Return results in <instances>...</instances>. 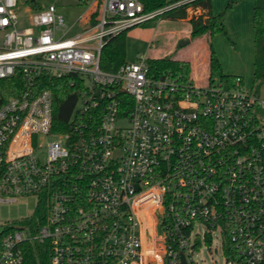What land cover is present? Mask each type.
<instances>
[{
  "label": "built area",
  "instance_id": "built-area-1",
  "mask_svg": "<svg viewBox=\"0 0 264 264\" xmlns=\"http://www.w3.org/2000/svg\"><path fill=\"white\" fill-rule=\"evenodd\" d=\"M166 8L91 0L68 26L54 5L0 0V202L36 199L31 215L3 224L0 264H24L30 248L49 264H180V254L195 264L214 238L225 264H264L257 88L239 76H155L143 52L100 67L111 36ZM43 76L78 88L63 131Z\"/></svg>",
  "mask_w": 264,
  "mask_h": 264
},
{
  "label": "rangeland",
  "instance_id": "rangeland-1",
  "mask_svg": "<svg viewBox=\"0 0 264 264\" xmlns=\"http://www.w3.org/2000/svg\"><path fill=\"white\" fill-rule=\"evenodd\" d=\"M37 7L54 5L64 17L65 23L71 26L74 21L87 10L91 0H34ZM87 1V2H86ZM178 0L166 5L170 7L180 3ZM227 0H213V13L221 12ZM34 10V9H31ZM24 6L17 12L22 25H26ZM253 1L242 0L235 5L225 19L227 34L219 32L211 38L212 47L225 74L242 78L247 88L256 87L264 98V81L253 83ZM159 19L127 29L126 32V60H133L135 54L142 50L147 57L158 58L166 55L173 58L187 60L190 63V76L203 75L208 77L207 37L190 39L188 22L172 23L158 22ZM156 23V24H155ZM155 27V28H154ZM154 28V29H152ZM79 26L70 29L68 35L77 33ZM178 36H181L179 39ZM189 43H186V42ZM216 82L226 83L225 78L215 76ZM45 143V140H42ZM36 199L34 196H22L18 200L8 203L0 202V233L5 222H14L34 212ZM204 227L201 226L199 231ZM209 243V241H207ZM195 264H225V258L220 248V242L214 238L210 245L202 244L199 251L192 255Z\"/></svg>",
  "mask_w": 264,
  "mask_h": 264
},
{
  "label": "trees",
  "instance_id": "trees-1",
  "mask_svg": "<svg viewBox=\"0 0 264 264\" xmlns=\"http://www.w3.org/2000/svg\"><path fill=\"white\" fill-rule=\"evenodd\" d=\"M31 9H38L34 0H23ZM178 0H141L145 11H151L165 7ZM241 0H227L224 9L214 14L212 11L213 0H183L166 8L156 19L170 21H179L187 19L190 24L189 38L207 37V61H208V79L213 81L215 76L225 78L228 81H234L235 75L225 74L221 64L212 47L211 38L219 32L227 34L225 28V19L233 7ZM252 27H253V83L264 81V0H252ZM192 11V14H190ZM126 32L124 30L111 36L101 49L100 67L107 71H116L126 60ZM147 64L150 73L155 76L170 75L181 80L190 77V63L187 60L173 58L166 55L158 58H148ZM13 79H5V84L13 82ZM16 81V80H15ZM16 83V82H15ZM42 88H49L54 95V121L58 126L54 127L57 131L66 129L67 118L72 110L77 97L78 88L71 85L68 78L48 79L42 77ZM18 86V83H17ZM20 87V83H19ZM18 89V87H17ZM15 93V91H14ZM9 89L2 90L3 98L12 95ZM34 249V248H33ZM30 248L25 256L24 264H49L48 257L41 256L39 260L34 255V250Z\"/></svg>",
  "mask_w": 264,
  "mask_h": 264
},
{
  "label": "crops",
  "instance_id": "crops-1",
  "mask_svg": "<svg viewBox=\"0 0 264 264\" xmlns=\"http://www.w3.org/2000/svg\"><path fill=\"white\" fill-rule=\"evenodd\" d=\"M242 1V0H241ZM241 1H239L238 3H240ZM238 3L236 4V5H238ZM212 11H213V7H212ZM190 14H192V11H190ZM160 21H162V22H167V23H169V24H174V23H180V22H188V20L187 19H184V20H179V21H170V20H164V19H159L158 20V22H160ZM156 24V23H155ZM189 24V23H188ZM189 27H190V24H189ZM155 28V27H154ZM154 28H152V29H154ZM179 37V39H181V36H178ZM186 43H189L188 41L186 42ZM142 50H140L139 52H137L136 54H135V56L133 57V58H135L136 57V55L138 54V53H140ZM143 53H145V52H143ZM148 58H151V57H148ZM191 77V76H190ZM206 77H207V75H206ZM206 77H205V79H204V77H203V75L200 77L199 75H197L196 74V76H194V77H191V78H193L194 80H196V81H198V82H201V83H203L205 80H206Z\"/></svg>",
  "mask_w": 264,
  "mask_h": 264
},
{
  "label": "water",
  "instance_id": "water-1",
  "mask_svg": "<svg viewBox=\"0 0 264 264\" xmlns=\"http://www.w3.org/2000/svg\"><path fill=\"white\" fill-rule=\"evenodd\" d=\"M180 264H188L183 254H180Z\"/></svg>",
  "mask_w": 264,
  "mask_h": 264
}]
</instances>
